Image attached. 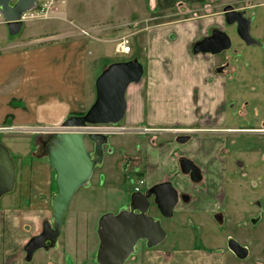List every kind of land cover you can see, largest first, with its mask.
<instances>
[{
    "label": "crops",
    "instance_id": "crops-1",
    "mask_svg": "<svg viewBox=\"0 0 264 264\" xmlns=\"http://www.w3.org/2000/svg\"><path fill=\"white\" fill-rule=\"evenodd\" d=\"M149 2L151 7L166 11V15L194 14L156 23L145 20V25L130 34L131 38L138 36L143 45L144 73L126 91L127 110L121 124L150 130L133 134L134 144L119 164L123 171L137 173L138 180L145 179L142 191L171 181L179 193L174 214L209 213L221 225L227 207L223 188L228 172V135L262 129L230 125V112L237 104L232 103L230 96V58L223 52L195 53L193 45L210 35L212 29H223L221 15L213 7L242 0ZM174 7L178 10H172ZM201 8L210 11L197 13ZM58 18L71 25H64L57 34L37 31L28 41L13 40L0 48V129L57 127L71 115H83L96 98L95 81L100 74L92 80L89 65L99 59L106 64L120 59L115 49L118 37L112 33L120 23ZM94 48L96 58L91 56ZM247 105L243 102L241 108ZM181 134L189 135V139L178 142ZM39 135L44 136L0 130V143L9 149L16 173L14 189L0 199V264H27L24 246L53 212L56 171L42 156ZM182 157L200 168L199 181L182 171ZM129 200L122 208L128 207ZM149 213L159 219L156 206ZM160 244L147 247L144 242L133 259L129 257L131 264L230 263L224 246L210 250L195 246L162 248Z\"/></svg>",
    "mask_w": 264,
    "mask_h": 264
},
{
    "label": "rangeland",
    "instance_id": "rangeland-1",
    "mask_svg": "<svg viewBox=\"0 0 264 264\" xmlns=\"http://www.w3.org/2000/svg\"><path fill=\"white\" fill-rule=\"evenodd\" d=\"M241 4L246 7H237ZM233 6L245 10L246 16L251 19V34L259 43L246 44L238 36L236 26L225 23L224 7H213L212 10L221 15V27L232 39V48L223 52L230 58V96L232 103H237L230 112V125L261 127L262 130L234 131L228 135V172L223 188L227 203L224 222L220 225L214 215L198 211L176 212L171 217H165L160 212V222L167 232L160 247L195 246L213 250L224 246L229 255L228 264H264V0H242L233 3ZM65 8L68 9L66 12ZM174 9L178 10V7ZM208 11L210 8H201L197 13ZM190 14L194 13L166 15V11L159 7H151L149 0H39L37 7L27 14L23 28L17 35L9 33L0 16V48L13 40L28 41L37 31L57 34L64 25H71L58 18L67 16L75 17L82 23H120L113 27L112 33L118 37L117 42L121 37L128 36L133 50L129 54H118L117 58L138 57L143 62V45L139 43L138 36L131 38L130 34L145 25L146 21L156 23ZM36 15L39 17H34ZM92 52L91 56L96 58V49H92ZM106 66L103 59L90 64L91 79ZM243 102H248L245 109L241 108ZM135 137L133 134L107 135L103 161L96 166L88 185L79 188L71 201L57 244L48 250L38 249L27 264H99L96 262L99 218L106 212L117 213L124 209L122 207L138 184L137 173L123 171L119 164V160L134 144L132 140ZM87 148L89 152L93 151L90 141H87ZM142 189H145V185ZM52 217L53 212L48 220ZM41 229L40 226L37 233ZM230 238L248 248L249 254L245 259H239L228 247ZM143 245L144 241H139L137 248ZM133 256H130L131 259ZM130 261L129 258L125 264H131Z\"/></svg>",
    "mask_w": 264,
    "mask_h": 264
},
{
    "label": "water",
    "instance_id": "water-1",
    "mask_svg": "<svg viewBox=\"0 0 264 264\" xmlns=\"http://www.w3.org/2000/svg\"><path fill=\"white\" fill-rule=\"evenodd\" d=\"M39 0H0V15L11 35L21 32L23 16L33 10ZM225 23L235 25L238 36L248 45L258 44L251 34V19L245 10L236 9L228 4L223 9ZM232 48L230 35L221 28L212 29L210 35L196 41L195 53L217 55ZM144 73V65L138 57L114 61L108 64L95 81L96 98L83 115H71L54 133L39 135L42 156L47 157L56 171L57 191L51 198L53 217L45 220L42 231L32 236L24 246L25 259L31 261L34 253L40 249L54 247L61 236L68 207L79 188L88 185L96 166L104 158V144L107 135L87 133L81 128L90 124H117L122 122L127 110L126 91L132 83L139 82ZM189 135L181 134L178 142H185ZM87 141L93 144L89 152ZM181 169L190 174L194 181L202 177L201 170L186 157L180 159ZM16 179L14 161L9 149L0 143V199L2 195L14 189ZM179 193L171 181H165L149 187L145 191H133L127 208L121 211L106 212L98 221L97 232L99 247L96 262L99 264H125L137 250L139 241L147 247L160 244L166 237V230L160 219L149 212L156 206L165 217L174 214ZM220 217V216H219ZM222 220V217H221ZM222 222V221H221ZM228 247L234 254L244 259L248 248L236 239L228 240Z\"/></svg>",
    "mask_w": 264,
    "mask_h": 264
},
{
    "label": "built area",
    "instance_id": "built-area-1",
    "mask_svg": "<svg viewBox=\"0 0 264 264\" xmlns=\"http://www.w3.org/2000/svg\"><path fill=\"white\" fill-rule=\"evenodd\" d=\"M37 7V6H36ZM35 7V8H36ZM34 8V9H35ZM33 9V10H34ZM30 12V11H29ZM27 12L23 16V20L26 18ZM34 17H39L38 15ZM132 52V47L130 45V39L128 36L121 37V39L117 42L116 45V53L117 54H129ZM61 127L60 125L57 127H44V126H37V127H32L29 129H13L12 127L5 129L2 128L0 130H11V131H30L36 134H49V133H54L57 130H60ZM81 130L87 132V133H102L105 135H112V134H134V133H146L150 129L142 126H126L120 123L117 124H90L86 126L85 128H81ZM145 184V179H139L138 184L135 186L134 190L135 191H141L142 186Z\"/></svg>",
    "mask_w": 264,
    "mask_h": 264
},
{
    "label": "trees",
    "instance_id": "trees-1",
    "mask_svg": "<svg viewBox=\"0 0 264 264\" xmlns=\"http://www.w3.org/2000/svg\"><path fill=\"white\" fill-rule=\"evenodd\" d=\"M129 59H132V58H129ZM119 60H128V59H118V60H116V61H119ZM112 62H114V61H112ZM112 62H109L108 64H110V63H112ZM107 64V65H108Z\"/></svg>",
    "mask_w": 264,
    "mask_h": 264
},
{
    "label": "flooded vegetation",
    "instance_id": "flooded-vegetation-1",
    "mask_svg": "<svg viewBox=\"0 0 264 264\" xmlns=\"http://www.w3.org/2000/svg\"><path fill=\"white\" fill-rule=\"evenodd\" d=\"M141 191H142V190H141ZM41 231H42V229H41ZM41 231H40V232H41ZM40 232H39V233H40ZM39 233H37V234H39ZM56 244H57V243H56ZM41 249H45V248H41ZM45 250H48V249H45Z\"/></svg>",
    "mask_w": 264,
    "mask_h": 264
}]
</instances>
